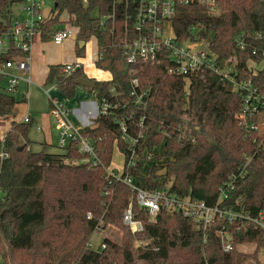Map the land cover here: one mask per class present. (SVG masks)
<instances>
[{
	"label": "trees",
	"instance_id": "trees-1",
	"mask_svg": "<svg viewBox=\"0 0 264 264\" xmlns=\"http://www.w3.org/2000/svg\"><path fill=\"white\" fill-rule=\"evenodd\" d=\"M19 1L0 0V33L13 26L12 5ZM110 1L56 0L52 13L40 23L43 41L65 24L77 27L78 41L95 38L96 67L109 71L112 78L96 80L91 90H96L98 100L118 99L121 105L101 114L95 127L82 129L100 158L96 165L73 141L61 152L49 151L46 144L32 150L31 120L13 121L0 138V253L4 264H238L247 258L261 264L264 233L248 220L218 219L204 229L180 212L161 209L156 221H150L148 213L134 203L144 231L134 234L123 223L132 192L105 168L112 164L116 150L126 162L135 151L128 171L140 186L156 190L170 185L180 196L210 205L216 203L230 176L245 168L241 182L223 203L251 215L264 211V133L245 126L237 117L243 111L244 96L216 73L200 71L186 90L184 77L169 74L166 62L137 61L125 67L121 45L132 26L123 17L101 18L109 13ZM218 3L220 13L216 15L199 5H181L172 20L174 32L182 39L191 26L203 25L213 35L208 44L217 60L234 66L238 75L253 76L256 86L264 90V64L262 68L255 65L263 56L253 52L264 47V0ZM95 9L100 15L93 14ZM243 35L247 40L244 49L235 42L236 36ZM78 41L76 54L83 57L85 48ZM24 53L19 49L0 53V62ZM131 69L135 72L130 73ZM133 75L150 89L145 104L136 103L132 95ZM84 76L81 68L66 73L62 65H51L46 83L56 81L63 94L72 98L76 79ZM18 102L14 94L0 90V126L15 114ZM256 118L257 114H247L248 121ZM121 122L127 125L125 136ZM132 138L137 139L134 145ZM246 156L250 158L247 165ZM163 158L164 164L160 162ZM164 167L166 175L158 176ZM111 225L125 230L120 241L105 236V247L87 246L93 232ZM220 230L232 235L229 251L224 250ZM134 237L150 242L135 247ZM240 243H255L254 252L239 251Z\"/></svg>",
	"mask_w": 264,
	"mask_h": 264
},
{
	"label": "built area",
	"instance_id": "built-area-1",
	"mask_svg": "<svg viewBox=\"0 0 264 264\" xmlns=\"http://www.w3.org/2000/svg\"><path fill=\"white\" fill-rule=\"evenodd\" d=\"M26 2L25 10L28 18L25 20L13 19V26L0 33V53H5L12 49L22 50L24 55H15L10 60L0 62V78H6L5 83L0 85V90L9 94H15L18 83L24 78L31 83L29 53L37 38L41 37L40 23L47 16L43 0H21ZM87 1V0H84ZM181 5H199L206 9L209 15L220 13L218 0H111L107 4L110 10L104 18H115L116 13L121 11V16L126 24L130 23L131 28L126 32L122 42V60L125 67L135 62H145L159 64L166 62V70L169 74L184 77L185 88L188 90L191 78L200 71L208 70L216 73L221 79L228 82L234 91L240 92L244 97L243 111L238 114L245 126H250L264 133V90H260L253 76L244 77L238 75L236 68L226 63H220L216 55L211 50L208 41V31L203 25H193L189 28L186 38H178L172 26V20L178 13ZM168 23L170 25H168ZM75 29L66 25L56 30L51 40L56 43L64 42L74 37ZM202 42V43H201ZM235 42L238 47H247V40L243 36H236ZM260 52L263 61L255 64L257 68H262L264 64V47L253 52ZM78 68H84V63L72 62L64 67L66 73H70ZM135 72V69H131ZM132 95L135 96L136 103H147L149 88L140 84L137 76H132ZM120 100L104 99L98 105V116L106 115L111 109L120 106ZM257 114V118L252 121L247 120L248 113ZM52 114L60 127L59 145L66 147L72 141L76 143V148L82 154L87 155L93 164L101 163L96 155L95 146L90 138L85 136L81 127L74 125L68 118V110L64 105L56 100L53 101ZM24 121L29 122L28 115L24 116ZM118 122V119H115ZM143 125V120L139 122ZM120 129L124 136L128 129L125 122L120 123ZM142 134H140L141 136ZM185 136H188L185 133ZM125 138V137H124ZM126 139V138H125ZM188 139L194 141L193 136ZM137 139L132 138L134 145ZM135 151L126 162L125 156L121 164L105 167L109 175L122 181L130 187L132 195L127 208L123 214V223L128 226L132 233L144 231V221L134 213L133 206L137 203L140 209L149 215L150 221H156L157 214L161 209L168 212H180L183 216L192 219L204 229L208 228L216 220L224 219L228 222L235 220H248L253 222L264 233V211L256 215L248 214L242 210H234L223 202L230 197L231 191L241 182L246 173L242 168L237 174H232L225 186L220 189L219 196L215 204L210 205L205 200L192 198L190 196H180L170 189V185L163 189L151 190L140 186L134 177L129 173L128 167L134 163ZM250 158H247L248 164ZM86 161V158H85ZM222 238L225 251L233 248L232 235L224 230L218 232ZM204 240H206L204 238ZM89 248L105 247L103 240L98 246L91 242L87 244Z\"/></svg>",
	"mask_w": 264,
	"mask_h": 264
},
{
	"label": "crops",
	"instance_id": "crops-1",
	"mask_svg": "<svg viewBox=\"0 0 264 264\" xmlns=\"http://www.w3.org/2000/svg\"><path fill=\"white\" fill-rule=\"evenodd\" d=\"M54 7H55V4H54V6L51 9H48V10L45 9V12L50 15V13H52V10L54 9ZM117 13H116V15H117ZM105 15H101V18L102 19H106V18H104ZM64 16H66V14H64ZM120 16H121V14L119 16L117 15V17H120ZM66 25L72 26L70 24H65L64 26H66ZM72 27L75 29L74 37H72L70 39H67V40H65L64 42H61V43H56V42H54L51 39L48 40V41H52L55 45H57L56 47H58L60 49L59 52L55 51L54 54H52V55L51 54L50 55L41 54L42 49L43 48H45V49L47 48L43 44L46 41H43L41 38H37L36 41L33 43L32 49H31V51L29 53V57H30V59H29L30 76H31L32 81H31V83H29L26 80H24V78L19 81L18 86H17V91L15 92V95L19 92L20 83H23L25 85L26 89H24L22 91V93H21V95H22L21 99L22 100H20L17 103V105L15 106V114L10 115L4 121V123L7 122L8 127H6V129H5L6 131L2 135H0L1 139L4 138V136L6 135L7 131L10 129L13 121L22 122V121H24V119H23L24 116L28 115L30 120L33 123L37 124V130L44 134L43 141L39 142V144H38V146H39L38 150H41L43 148V145L46 144L48 150L52 151V147L56 146L55 143H54V139H53L55 135H56V138L58 139L57 140V143H58L57 147H61L59 145L60 127H59V125L57 123V120L55 119V117L52 114V106H53V101L54 100H56L57 102H60V103H62L64 105L65 109L68 110V118L70 119V121L74 125H76L78 127H81V129H83L85 127L93 128V127H95L97 125V119L100 116V115L98 116V105H100L101 101L97 99L96 90H93V91L91 90L94 86L91 88V87H86V86H83L81 84H77L76 83L78 85V87L76 89L75 95L72 98H68L60 90V88L58 87L57 82L54 81V82H56V85L53 87L52 90H49L48 93H47L48 97H49V107H50L48 113H41L39 115H36V114H34V111L31 110L30 107L27 106L26 104H24L25 108L24 107L23 108L20 107V104H19L21 102H26L27 101L26 93H27L30 85L37 83V80L34 78L32 73H35V70H37V68H38L37 67L38 59H39V62L43 61L46 64L45 68L43 69L44 73L46 74L45 81L47 79V76H48V73H49L51 65H62L63 66V72H65L64 71V67H65L66 64L72 63V62L73 63L74 62H81V63H84L83 71L85 72V67L88 64V61H86L87 59L85 57L86 54L83 57H78L77 56L76 50H75L76 43L78 41L77 40V27H75V26H72ZM91 40H94L95 43H96L95 38H92ZM37 41L42 43V45L38 44L39 46L41 45L38 48L35 46ZM80 41H82V40H80ZM78 43H79V41H78ZM86 44H87V42H85L84 45L80 46V47L86 48ZM71 46H73V53H72V51H69V48ZM39 48H40V50H39ZM62 50H65L64 51L65 53L62 52ZM39 51H40V53H39ZM96 52H97V47H96ZM85 53H86V51H85ZM73 55H74V57L72 58ZM20 56H22V55H20ZM63 56H65V58H68V59L72 58V61H70V62L63 61L62 60ZM95 58H96V56H94L92 61L89 63L91 71L94 68H96ZM85 63H86V65H85ZM96 69H99V68H96ZM90 70H88L89 74H93V73L95 74L93 77L88 76L86 74V72H85V74H86V76L94 79L95 81L96 80H109V79L112 78V74L109 72L110 76L107 77L108 79H98V78H100V76L103 75V73H101V72L98 73L96 71H92L93 73H90L91 72ZM99 70H103V69H99ZM62 78H64L63 75L60 76L58 79L60 80ZM4 83H5V81H4ZM41 88H43V86ZM54 91L57 92V95L54 94ZM53 125H54V127H53ZM33 143H36V141H33ZM61 148H65V147H61ZM112 164H113V160H112Z\"/></svg>",
	"mask_w": 264,
	"mask_h": 264
},
{
	"label": "rangeland",
	"instance_id": "rangeland-1",
	"mask_svg": "<svg viewBox=\"0 0 264 264\" xmlns=\"http://www.w3.org/2000/svg\"><path fill=\"white\" fill-rule=\"evenodd\" d=\"M55 2H56V0H43V5H44L45 9L48 10L54 6ZM25 6H26V2L19 1V2L14 3L12 5L13 17H16L18 20L27 19L28 16H27V13L25 10ZM93 14L96 16L100 15L98 9H95L93 11ZM168 25H170V24L168 23ZM208 34H209V37L213 36L212 33H208ZM38 44L42 45V43L37 41L35 44V46L37 48L41 46V45L39 46ZM43 44L47 48L46 49L43 48L41 54H48V55L51 54L52 55V54H54L55 51H58V52L60 51V49L58 47H56L57 45H55L52 41H46ZM39 50H40V48H39ZM64 51L65 50H62V52H64ZM69 51H72V53H73V46H71L69 48ZM85 51H86L85 57L87 59L86 61H88L87 65L85 63L86 74L90 77H93L95 74L92 71H96L98 73L101 72V73H103V75L100 76V78H98V79H108L107 77L110 76L109 71L96 69L97 67L96 68L93 67L94 69L92 71L90 70V64L89 63L92 61L93 57L97 55L96 43L94 40H89L87 42ZM39 53H40V51H39ZM73 57H74V55L72 56V58ZM72 58L68 59V58H65V56H63L62 60L70 62V61H72ZM45 65H46L45 62H43V61L39 62V59H38V63H37L38 68H37V70H35V73H32L34 78L37 80V83H36L37 85L31 84L27 93H26L27 101L19 103L20 107H22V108L23 107L25 108L24 104L29 106L30 109L33 110L34 114H36V115H39L41 113H48L50 107H49V97H48L47 93L49 90H52L53 87L56 85V82H47L46 83V81H45L46 74L43 71V69L45 68ZM88 70H90L91 71L90 73H93V74H89ZM5 80H6V78H0V85L3 84ZM42 86H43V88H41ZM24 89H26L25 85L23 83H20L19 92L16 95L14 94L16 96L17 100H19V101L22 100L21 99L22 98L21 93ZM54 94L57 95V92L54 91ZM6 127H8L7 122H5L1 125L0 135H2L6 131L5 130ZM53 127H54V125H53ZM43 138H44V134L42 132L38 131L37 130V124L33 123L31 128H30V131H29V139L36 141V143L32 144V150L37 151L39 149L38 144H39V142L43 141ZM53 139H54V143L56 146L52 147V152L53 151L61 152L63 150V148L57 147V145H58L57 140L58 139L56 138V135L54 136ZM160 151H163V149H160ZM247 158H248V156H246L245 159H247ZM123 159H124V155L119 150H116L114 152V156H113V165L121 164ZM160 162L164 164L166 162V158L161 159ZM164 169H166V173H167L166 167L161 168L159 171L164 170ZM124 231L125 230L121 226H113V225L107 226L106 228H104L102 230L99 229L96 232H93V234L90 236L88 241H90L94 246H98L101 243L102 238L105 236H108L109 238H111L115 241H120ZM133 242H134L135 247H138V246L143 247L144 245L148 244L150 242V240L149 239H142L139 237H134ZM255 247H256L255 243H240L237 246L239 251L241 250V251L247 252V253L254 252ZM259 258H260L261 264H264V249L260 250ZM0 264H4V259L1 255V253H0ZM238 264H255V261L252 258H247V259L241 260L240 262H238Z\"/></svg>",
	"mask_w": 264,
	"mask_h": 264
},
{
	"label": "water",
	"instance_id": "water-1",
	"mask_svg": "<svg viewBox=\"0 0 264 264\" xmlns=\"http://www.w3.org/2000/svg\"><path fill=\"white\" fill-rule=\"evenodd\" d=\"M120 14H121V12L118 11L117 15L119 16ZM84 43L85 42L83 40L79 41L80 46H83ZM76 83L77 84H81V85L86 86V87H91L92 88L94 86V84H95V80L90 78V77H88V76H84V77L78 78L76 80ZM20 149H23V147L21 146ZM157 174H158V176H164L166 174V169L158 171Z\"/></svg>",
	"mask_w": 264,
	"mask_h": 264
}]
</instances>
